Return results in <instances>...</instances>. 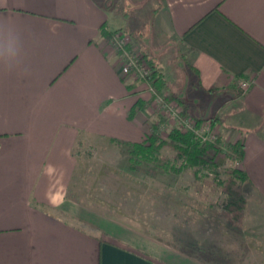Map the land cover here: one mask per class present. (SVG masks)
Wrapping results in <instances>:
<instances>
[{
    "label": "crops",
    "instance_id": "0c3cea01",
    "mask_svg": "<svg viewBox=\"0 0 264 264\" xmlns=\"http://www.w3.org/2000/svg\"><path fill=\"white\" fill-rule=\"evenodd\" d=\"M127 3L126 17L99 0H0V264H234L222 254L198 259L105 215L90 219L98 235L67 219L85 216L69 195L84 170L79 143L139 142L147 130L149 86L121 80L102 31L126 23L152 57L170 58L161 66L183 55L185 73L174 68L182 86L164 76L175 98L188 80L226 98L246 184L264 196V0ZM12 28L20 55L7 69ZM139 107L143 115L131 119Z\"/></svg>",
    "mask_w": 264,
    "mask_h": 264
},
{
    "label": "rangeland",
    "instance_id": "374dc122",
    "mask_svg": "<svg viewBox=\"0 0 264 264\" xmlns=\"http://www.w3.org/2000/svg\"><path fill=\"white\" fill-rule=\"evenodd\" d=\"M99 2L105 8L127 17V8L130 7L127 0ZM136 21L138 23L139 20ZM105 31L108 33L105 37L107 46L116 55L121 80L127 85L132 81H145L149 86L151 98L146 106L145 116L141 114L140 107L133 110L129 116L133 119L138 112L145 119L149 118L146 123L147 130L143 131V140L154 128L163 138H167L173 128L183 131L196 130L206 137L205 141L219 148L218 153L209 152L206 157L214 159L218 164L221 179H228V172L232 168L242 169L247 174L243 167V156L233 153L228 147L230 144L243 142V137L237 138L238 131L231 128L227 117L224 116L228 109L226 98H220L216 92L213 97L208 96V93L196 91L190 80L184 84L186 93L179 94V98L173 95L178 93L168 86L166 88L167 84L160 92L151 91L150 85L157 79L158 73H162L163 77L166 75L173 88L182 86L181 78L176 79L175 69L182 73L187 70V67L183 66V55L180 54L179 60L174 59L169 67L165 64L161 66L162 62H167L170 58L163 55L152 57L150 49L144 46L143 35L139 31L131 32L127 23L112 31ZM115 34L122 36L126 50L140 62V67L149 68V63L155 69L157 74H152L154 78L145 80L141 78L140 73L123 71L127 62L123 52L117 49L111 40ZM163 69H167L168 73L163 74ZM195 92L197 93L194 94ZM156 93L164 98V103L157 102ZM189 94L196 96L191 97ZM197 120H201L199 127L196 125ZM79 149L85 162L82 164L84 170L82 175H78L69 195L72 199L77 198L84 202L78 203L83 206L85 216L80 220L62 212H57L58 214L67 215V219L97 235L99 230L90 219L93 215H105L136 227L153 239L181 252L194 254L198 259L203 260V255L216 259L215 256L219 258L222 254L234 264H264V196L257 188L246 184L247 181L243 184L247 198L244 227L237 230L228 227L217 215L222 206L223 194L207 188L204 189L203 195L196 193L198 181L192 171L200 167L180 174L151 176L126 169L124 152L118 144L110 143L107 138L84 139ZM162 153L171 157L174 155L168 147L164 148ZM105 166L107 171L105 175L100 176L99 171L105 169ZM203 174L214 177V173L208 170H203Z\"/></svg>",
    "mask_w": 264,
    "mask_h": 264
},
{
    "label": "trees",
    "instance_id": "16d2710c",
    "mask_svg": "<svg viewBox=\"0 0 264 264\" xmlns=\"http://www.w3.org/2000/svg\"><path fill=\"white\" fill-rule=\"evenodd\" d=\"M105 30L103 28L102 31L106 37L108 33ZM156 78L152 82V86L156 92H160L164 88L165 78L162 73H158ZM200 124L201 120H197V127ZM107 140L112 144H118L120 150L124 152L123 157L126 161L124 167L130 171L156 176L158 174H180L200 167V169L192 171L198 181L196 193L203 195L204 189L207 188L212 192L219 191L218 193L223 194L222 206L217 211L219 219L224 220V223L230 228L243 229L247 206L243 184L248 180V176L242 169L232 168L228 172V179H221L218 164L214 159L206 157L209 152H219V148L213 143L204 141L193 130L183 131L179 128H173L167 138H163L154 128L153 132L147 135L143 141L127 142L115 138ZM80 145L81 143H79ZM167 147L174 152L173 157L163 155L162 150ZM228 147L233 153L244 156L243 142L230 144ZM78 151L80 152L78 153ZM78 151V155L82 156L81 150L78 149ZM203 170L214 173V177L210 178L203 174ZM105 171H107L106 166L105 169L99 171L100 176L105 175ZM215 257L218 260L220 258Z\"/></svg>",
    "mask_w": 264,
    "mask_h": 264
},
{
    "label": "built area",
    "instance_id": "2783aa9c",
    "mask_svg": "<svg viewBox=\"0 0 264 264\" xmlns=\"http://www.w3.org/2000/svg\"><path fill=\"white\" fill-rule=\"evenodd\" d=\"M111 40L114 43V46L117 49H119L120 51H122L124 54V57L126 58L127 64H124V66H123V71L125 73L126 72L128 73L130 71L140 73L141 78H143L145 80L146 79L148 80V79L153 77L152 74L155 73L154 72L155 69L153 67H151L149 65V63H147L149 68L140 67V62L137 59H134V57L132 56L130 51L126 50V46H125L126 43L123 41L122 36L120 34L113 35ZM249 85H250V82L247 80L240 81V86H241L243 91L246 90L249 87ZM150 90L153 92H156V90L151 85H150ZM155 97H156L157 102L164 103V98L162 96L157 94V95H155ZM194 132H196V134H198L197 136H199L200 138H203L204 141L207 140L206 137H203L202 135L197 133L196 130Z\"/></svg>",
    "mask_w": 264,
    "mask_h": 264
},
{
    "label": "clouds",
    "instance_id": "9594fccd",
    "mask_svg": "<svg viewBox=\"0 0 264 264\" xmlns=\"http://www.w3.org/2000/svg\"><path fill=\"white\" fill-rule=\"evenodd\" d=\"M9 31L12 33V40L9 48V56L5 61V67L7 69H13L20 55V36L14 28L9 29Z\"/></svg>",
    "mask_w": 264,
    "mask_h": 264
}]
</instances>
